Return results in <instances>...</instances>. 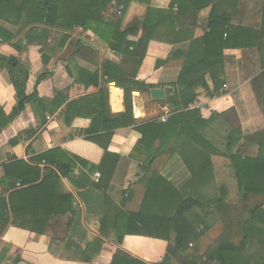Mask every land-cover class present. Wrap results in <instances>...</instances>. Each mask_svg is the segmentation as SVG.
Wrapping results in <instances>:
<instances>
[{
    "label": "crops",
    "instance_id": "0c3cea01",
    "mask_svg": "<svg viewBox=\"0 0 264 264\" xmlns=\"http://www.w3.org/2000/svg\"><path fill=\"white\" fill-rule=\"evenodd\" d=\"M7 2L0 4V264H112L119 250L147 264H219L223 245L235 247L228 257L238 264H264V194L242 191L225 155L231 152V109L242 130L233 154L256 158L264 143V46L225 49L219 92L207 74L206 85H194L195 101L184 107L183 88L175 83L191 42L208 31L211 6L177 10L175 26L162 32L163 41L151 40L141 57L138 42L125 32L146 17L149 6L168 9L172 0H131L126 9L123 0H112L97 15L113 26L100 33L27 24L28 11L15 12ZM261 5L262 0H240L235 23L258 26ZM31 28L46 37L34 39ZM107 61L120 70L106 75ZM13 66L17 76L28 74L25 94L37 98L12 118L21 103ZM85 84L90 91L81 90ZM154 89H164V98H155ZM58 92L68 100L55 109ZM170 101L186 114L190 134L205 138L218 153L185 132L146 162L149 148L156 151L161 141L149 125L165 123L175 112ZM197 102L204 107L196 108ZM154 173L183 199L199 202L187 214L196 215L195 228L182 247L169 230L156 238L124 229V222L133 225L131 215L149 208L145 197Z\"/></svg>",
    "mask_w": 264,
    "mask_h": 264
},
{
    "label": "trees",
    "instance_id": "16d2710c",
    "mask_svg": "<svg viewBox=\"0 0 264 264\" xmlns=\"http://www.w3.org/2000/svg\"><path fill=\"white\" fill-rule=\"evenodd\" d=\"M4 1L5 0H0V4L4 3ZM111 1L112 0H22L19 2L18 0H9L7 3L13 7V11L15 12H18L19 9H26L28 11L29 16L26 21L27 24L41 22L52 27L76 25L90 28L93 32L100 33L101 29L106 30L105 28H111L113 26V24L102 21L97 15V13L104 10ZM130 1L131 0H123L125 9L130 4ZM239 3L240 0H172L168 9H159L149 6L146 17L142 21H139L134 27L129 28L125 32V35L128 36L130 42H138L139 48H137L136 53L139 52L141 57H143L151 44V40L157 39L163 41L162 32L165 33V29L171 30V28L175 26L177 21V10L181 13H191L209 6L212 7L208 22V31H206L203 36L191 42L188 52L185 55L183 69L175 83V86L179 85L183 88L181 105L188 107L196 99L194 85L197 83L206 85L205 76L207 74H210L213 79L216 89L215 92H219L220 87L224 83L225 49H260L264 46V0H262L260 8L261 21L258 26L235 23V21L239 19L237 14L242 11V8L239 7ZM228 7L233 10L228 12ZM30 31L34 35L37 33L34 28H31ZM130 36L132 37L131 39ZM44 37H46V34L45 31H42L41 34H36L34 39L41 40L44 39ZM114 46L113 44L111 47L114 49ZM15 69L16 67L13 66L10 70L11 79L18 92L21 103L19 110L17 109L12 118L17 115L19 111L23 110L25 103L30 101H35L36 103L35 99L37 98L25 94L28 74H25L24 77H19L14 73ZM119 70V65L115 62L107 61L104 65V73L106 75L111 76ZM98 80L99 76L98 73H96L92 77L90 83L92 82V85L97 87ZM85 85V89L81 90L90 91L88 86L91 84ZM55 100H57L55 109H58L68 100V96L63 92H58ZM170 102L175 106V112L167 121L165 123L154 122L149 125V133H153L155 139H160L161 141L156 151H152L153 147L149 148L146 162H149L154 155L160 153L168 141L177 135L185 134V132L188 133L189 137L193 138V142L197 144L201 143V145L207 149L209 147L210 149L208 150L210 153H218L217 149L210 146V143L205 138L200 140V138L198 139L190 134L191 125L187 122L186 114L184 112H179L176 102ZM38 107H40L39 102ZM127 107L129 110L130 107L128 105ZM227 114H229V117L226 114L225 116L229 118L231 124L227 147L230 148L231 152L225 153V155L232 160L240 188L245 192L264 194V143H260V153L256 158H244L233 154L232 148L242 137V130L236 111L231 109ZM155 139L154 142L156 141ZM142 142L141 144H146L144 138ZM45 156L46 155L42 156V158L44 157L47 159ZM63 173L66 174V171ZM110 176L111 175L107 178V181H109ZM19 177L20 176H18L17 179H20ZM10 181V178H7L5 183ZM26 182V179H22V183ZM23 190L24 189H22V191ZM22 191L18 190L12 193L11 196L14 198V196H18ZM68 196L69 198L72 197L71 195ZM145 201L148 202L147 205H149V208L145 205V208L143 207L139 214L131 215L132 218L130 217L128 221L129 223L131 221L133 225L129 226L127 222H124V229H126L125 231L128 234L145 235L144 233H146L151 237L164 238L163 233L169 230L176 233V247H182L189 241V235L195 228L196 215L193 216V219H189L187 214L193 210V205L199 203L197 202L198 200L196 201L190 197L183 199L179 190L163 176L154 173L147 188ZM150 208H154V210ZM69 209L70 208H55L52 212H63ZM52 212L49 210V212L47 211L44 213V223L47 221L49 213ZM152 216L153 218H151ZM137 221H139L141 225H138ZM165 237H167V235H165ZM230 247L228 245H223L219 249L217 255L219 264H238L233 261L232 257H228V250ZM231 248L233 249L235 247L232 246ZM112 264L147 263L134 259L125 254L122 250H119L115 254ZM193 264L199 263L194 262Z\"/></svg>",
    "mask_w": 264,
    "mask_h": 264
},
{
    "label": "water",
    "instance_id": "95a60500",
    "mask_svg": "<svg viewBox=\"0 0 264 264\" xmlns=\"http://www.w3.org/2000/svg\"><path fill=\"white\" fill-rule=\"evenodd\" d=\"M152 94L155 98H164L165 92L164 89H154ZM212 264H217L216 262H212Z\"/></svg>",
    "mask_w": 264,
    "mask_h": 264
},
{
    "label": "built area",
    "instance_id": "2783aa9c",
    "mask_svg": "<svg viewBox=\"0 0 264 264\" xmlns=\"http://www.w3.org/2000/svg\"><path fill=\"white\" fill-rule=\"evenodd\" d=\"M195 107H196V108H202V107H204V104H203V102H197V103L195 104ZM166 119H167V118H165V120H166ZM95 177H96L97 180H99V179H100V174H99V173H96Z\"/></svg>",
    "mask_w": 264,
    "mask_h": 264
},
{
    "label": "rangeland",
    "instance_id": "374dc122",
    "mask_svg": "<svg viewBox=\"0 0 264 264\" xmlns=\"http://www.w3.org/2000/svg\"><path fill=\"white\" fill-rule=\"evenodd\" d=\"M191 248V247H190Z\"/></svg>",
    "mask_w": 264,
    "mask_h": 264
}]
</instances>
